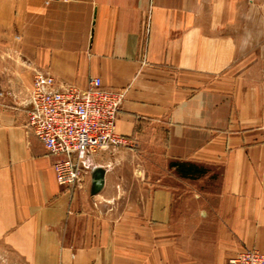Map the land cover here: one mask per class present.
I'll return each instance as SVG.
<instances>
[{"label":"crops","instance_id":"0c3cea01","mask_svg":"<svg viewBox=\"0 0 264 264\" xmlns=\"http://www.w3.org/2000/svg\"><path fill=\"white\" fill-rule=\"evenodd\" d=\"M37 71L124 89L115 132L132 145L162 132L169 164L194 171L174 175L215 176L216 191L144 175L114 219L92 203L118 198L122 147L91 155L81 187L59 186L27 126ZM252 249L264 253V0H0L1 261L226 264Z\"/></svg>","mask_w":264,"mask_h":264},{"label":"built area","instance_id":"2783aa9c","mask_svg":"<svg viewBox=\"0 0 264 264\" xmlns=\"http://www.w3.org/2000/svg\"><path fill=\"white\" fill-rule=\"evenodd\" d=\"M124 96V89L104 88L99 78L80 89L48 73H34L27 126L55 157L53 170L59 186L81 187L90 170L86 161L95 152L132 145L130 138L114 129ZM226 264H264V253L244 250Z\"/></svg>","mask_w":264,"mask_h":264},{"label":"rangeland","instance_id":"374dc122","mask_svg":"<svg viewBox=\"0 0 264 264\" xmlns=\"http://www.w3.org/2000/svg\"><path fill=\"white\" fill-rule=\"evenodd\" d=\"M163 133H144L132 146L122 147L118 158L120 162L114 166L115 179L119 180L115 190L118 194L116 199L98 198L92 204H98L106 210L114 205L117 209H110L113 218L117 220L124 217L122 214L125 210V191L130 190L136 193L139 189L144 175L149 176V181L154 184H165L175 187L177 191H216L217 180L215 176L208 178H200L194 180L180 179L176 177L175 172L163 153L162 143ZM192 210H189V212ZM183 212H188L184 208ZM0 264H18L16 262L1 261Z\"/></svg>","mask_w":264,"mask_h":264},{"label":"water","instance_id":"95a60500","mask_svg":"<svg viewBox=\"0 0 264 264\" xmlns=\"http://www.w3.org/2000/svg\"><path fill=\"white\" fill-rule=\"evenodd\" d=\"M104 172V169L101 167L93 170L90 188L91 195L97 194L102 189L104 184Z\"/></svg>","mask_w":264,"mask_h":264},{"label":"trees","instance_id":"16d2710c","mask_svg":"<svg viewBox=\"0 0 264 264\" xmlns=\"http://www.w3.org/2000/svg\"><path fill=\"white\" fill-rule=\"evenodd\" d=\"M186 163L183 162H171L170 166L173 167L175 166L177 170L182 174V175H189L193 174V170L191 168V165L187 164V167H185Z\"/></svg>","mask_w":264,"mask_h":264}]
</instances>
